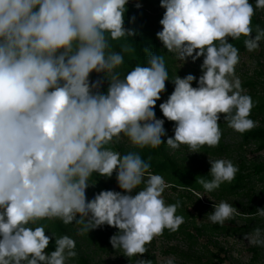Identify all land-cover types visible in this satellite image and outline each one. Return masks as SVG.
Here are the masks:
<instances>
[{
	"label": "clouds",
	"instance_id": "1",
	"mask_svg": "<svg viewBox=\"0 0 264 264\" xmlns=\"http://www.w3.org/2000/svg\"><path fill=\"white\" fill-rule=\"evenodd\" d=\"M128 2L0 0V264H66L78 256L67 234H53L56 249L45 252L52 237L37 223L43 218L75 221L80 233L117 227L112 246L135 258L130 264H153L142 254L165 228L179 229L181 204L166 203L169 183L150 171V158L111 145L126 140L157 148L167 137L174 149L185 144L199 152L220 142L221 114L241 133L258 123L251 118L255 102L235 74L240 50L228 39L244 36L249 51L261 47L264 27L257 24L254 31L250 0H160L166 11L156 35L163 46L182 65L203 57L198 80L193 73L176 74L174 91L159 104L175 122L174 136L155 111L170 79L165 56L144 49L147 64L120 70L124 54L135 52L126 42L119 51L112 46L135 35L125 27ZM255 5L264 8V0ZM93 71L110 81L106 92L102 78H90ZM209 162L211 178L198 177L208 192L239 171L229 158ZM114 171L122 191L105 189L88 199L93 174L111 177ZM213 209L207 217L220 224L242 214L264 217V207L242 213L226 200ZM245 238L264 245V228Z\"/></svg>",
	"mask_w": 264,
	"mask_h": 264
},
{
	"label": "trees",
	"instance_id": "2",
	"mask_svg": "<svg viewBox=\"0 0 264 264\" xmlns=\"http://www.w3.org/2000/svg\"><path fill=\"white\" fill-rule=\"evenodd\" d=\"M253 3L255 8V13L252 17V25L255 31V25L259 24L264 27V21L259 18L256 14L257 9H264L261 7H256L255 0H250ZM140 3L141 5H146L144 7H136V4ZM127 11L124 13L125 17V27L131 30H134L135 35L122 37L119 40H113L112 46L114 50H121V44L126 42L135 48L134 53H125L124 64L121 66V72L130 71L132 67H135L138 63L147 64L149 53L145 52L144 49H147L149 52H157L165 56L166 66L169 71V80L166 81V91L162 92L160 100L157 101L155 106L156 115L159 118L165 119V128L167 129V134L170 135L172 129L170 126H174V121H169L162 110L159 108V104L166 100L168 96L174 91L175 84L172 80L176 76L175 73V59L165 47H163L162 41L157 37L156 33L159 31L158 29L153 28L152 20L159 23L158 26L163 27L160 24V20L163 17L166 9L161 6L160 0H129L127 6ZM151 9H155L157 13L154 17L151 15ZM255 35V33H253ZM230 42L234 43L236 47L239 48V56L243 53L249 52L245 43L244 36H241L239 39H233L232 37L228 38ZM263 76V75H262ZM103 74L98 76L95 71L90 74V78L93 80L95 78H101ZM193 81V86H194ZM110 83V82H109ZM108 83V84H109ZM260 80L256 77H252L247 79L243 84V89L249 90L248 94L253 98V91L257 92V88L260 84ZM108 84L103 86L100 90L107 91ZM254 107L251 111V118L257 121V125L252 129L245 131L243 133L239 132L240 141L230 146L225 142L226 133H229L228 130L231 127L228 125V122L223 119L224 114H221V119L219 121L220 128L222 130V137L220 142L217 145L209 146L207 144L201 146L199 148V152L210 155V156H220V157H228L231 160L234 159V156L242 157L243 166L245 159L243 158L246 153V148L248 146H254L256 152L264 151V96L259 97L258 99H254ZM174 129V128H173ZM165 143L160 145L157 148L144 147L138 148L134 145H127V142L121 141L120 143H116L111 145L116 150L121 151L122 153L127 152L129 150L139 151L142 156L148 160L150 158L151 169L150 171L154 173L162 174L165 180L173 187L178 190H182L188 195L184 193L179 195L175 199H170V201L166 203H176L180 202L181 207L178 208L177 213L184 216V222L180 225L178 230H170L165 228L162 235L168 241L177 238L183 237L185 240H188L191 245H194L198 241V237L203 234L204 229L210 228L213 233H223L226 236H245L246 233H250L256 227L264 228V217L259 215H237V217L241 218L245 221L243 225H225L220 223H214L213 226L200 225L198 226L195 220H190L193 214L188 211L187 207H185L184 198L188 197L191 199L194 192H208L204 189L203 185L198 182L199 176L204 175L206 178H211L209 172H204L202 169H193L188 168L181 165L177 159L169 154L168 146L166 143L167 137L164 138ZM233 161V160H232ZM234 163V161H233ZM235 164V163H234ZM251 168L253 169L254 175H259L261 180H264V162L262 163H253ZM251 177V174L243 175L242 173H237L235 179L231 182H224L220 185L219 188V196H226V194H234L238 192L241 188H247L248 193L246 195L249 197L248 200L244 203V201H239L237 205H235L240 212L242 213H255V211L259 208L258 203L264 202V188L256 193L254 191V186H248V182L246 178ZM91 182H96L92 184L87 189L88 199H92L94 195L105 189H112L116 191H122L120 189L116 173L113 172L111 177L102 176L98 173H94L91 177ZM248 184V185H247ZM248 186V187H247ZM215 191H211L209 193L215 194ZM254 192V193H253ZM135 194V193H133ZM254 194V196H252ZM38 224H43L46 229V235L51 236L50 243L48 247L45 249V252L50 253L56 249L55 244V235L61 236L67 234L72 236L76 241V250L78 252L77 257L69 258L66 264H96L92 262L91 253H118L120 254L126 263L130 264L131 260L135 258H130L123 254V250L115 249L111 242L110 237L119 231L117 227H113L110 225H102L96 229H92L89 233H80L79 228L81 225H78L74 222L65 224L59 218H43L37 221ZM233 224L236 222L233 220ZM35 226V225H34ZM194 230L197 235L192 233ZM55 234V235H53ZM148 247V245H147ZM191 249V248H189ZM254 252L253 259L251 264H256L258 260V256L260 253V249L258 247L253 248ZM221 252H224V249H221L219 253L210 252L211 260H219L220 262H224L225 260L221 258ZM145 259L151 260L153 264H156V258L154 255L150 253L149 247L148 252L142 254Z\"/></svg>",
	"mask_w": 264,
	"mask_h": 264
},
{
	"label": "rangeland",
	"instance_id": "3",
	"mask_svg": "<svg viewBox=\"0 0 264 264\" xmlns=\"http://www.w3.org/2000/svg\"><path fill=\"white\" fill-rule=\"evenodd\" d=\"M144 6L146 5H142V7ZM154 10L155 9L150 10L153 17L157 13ZM256 14L264 21V9H257ZM152 21L153 28L158 29L159 31L162 30V27L158 26V22L154 20ZM170 53L173 54L172 57L175 59V73L177 75L184 77L188 73H193L198 80L199 76L202 74L200 65L203 62V57H200L195 62L189 58L188 61L182 65V61L176 57V54L174 52ZM96 74L100 76L103 73ZM235 74L240 77L242 84L252 77L259 79L261 83L257 88V92L253 91V98L258 99L259 97L264 96V41L261 42L260 48L241 54L239 63L236 65ZM101 78L103 80L102 87L110 82L104 77V74ZM96 79L98 78L93 79V81ZM195 86H197V81L194 82V87ZM245 91L248 93L249 90L247 89ZM169 128L172 129L170 136H174V126H170ZM228 131L229 133H226L227 136L225 138L227 145L232 146L240 141L238 131L232 127ZM125 142L127 141L125 140ZM127 145L131 146L132 144L127 142ZM168 151L169 154L174 156L181 165L197 170L202 169L204 172H210L211 164L209 158H228L210 156L200 152H191L189 146L185 144H182L179 149H174L168 146ZM243 158L245 159V167L242 164V157L235 155L234 159H232L234 163L238 165L239 171L237 173L240 172L243 175L251 174V177L246 178V181L249 184L247 185L249 187L254 186V191L259 193L264 188V180H261L259 175L253 174L251 166L253 163L264 162V151L256 152L254 146H248ZM170 186L171 185H169L163 193L166 202L170 201V199L177 198L178 194L181 195L184 193L185 195H188L184 191ZM219 190L220 189H216L215 194L209 192H194L191 199H188V197L184 198L185 207H187L188 211L193 214L190 220H195L198 226H213L214 222L208 219L207 214L214 210V203L226 200L233 205H237L239 201L243 200L245 203L249 198L246 195V193H248L247 188H241L238 192L234 194H226V196H219ZM252 196H254V194H252ZM258 207H264V202H259ZM233 220L236 222L235 224L232 223ZM244 223V220L235 216L234 218L227 220L224 224L233 226L243 225ZM202 232L203 234L197 238L198 241L194 245H191L189 241L185 240L183 237H177L168 241L162 234L158 235L148 244L150 253L155 256L156 264H166L168 258H173L175 264H251L254 256L252 249L258 247L260 253L256 264H264V245H253L249 243L245 236L231 237L226 236L223 233H213L210 228L207 230L204 229ZM192 233L197 235L194 230H192ZM221 249H224V252H221V258L225 261L220 262L216 259L211 260L209 253H219ZM91 256L93 257L92 262L96 264H128L118 253L99 254L92 252Z\"/></svg>",
	"mask_w": 264,
	"mask_h": 264
}]
</instances>
